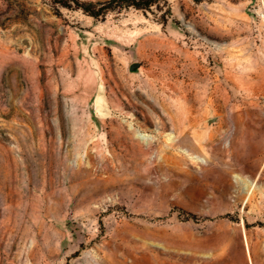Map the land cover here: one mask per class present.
<instances>
[{"label":"rangeland","instance_id":"obj_1","mask_svg":"<svg viewBox=\"0 0 264 264\" xmlns=\"http://www.w3.org/2000/svg\"><path fill=\"white\" fill-rule=\"evenodd\" d=\"M67 1L0 0V264H264V0Z\"/></svg>","mask_w":264,"mask_h":264},{"label":"trees","instance_id":"obj_2","mask_svg":"<svg viewBox=\"0 0 264 264\" xmlns=\"http://www.w3.org/2000/svg\"><path fill=\"white\" fill-rule=\"evenodd\" d=\"M63 6L69 7L70 4L67 0H53ZM78 7H81L87 14L97 17L108 9L116 7L134 6L136 8L148 9L154 4H158L159 0H105L98 3H85L73 0ZM201 1V0H195Z\"/></svg>","mask_w":264,"mask_h":264},{"label":"water","instance_id":"obj_3","mask_svg":"<svg viewBox=\"0 0 264 264\" xmlns=\"http://www.w3.org/2000/svg\"><path fill=\"white\" fill-rule=\"evenodd\" d=\"M139 64L137 62H134L130 65L131 69H134L135 67H137Z\"/></svg>","mask_w":264,"mask_h":264}]
</instances>
